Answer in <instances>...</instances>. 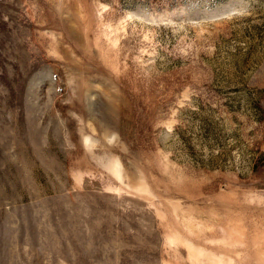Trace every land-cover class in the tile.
<instances>
[{
	"label": "rangeland",
	"instance_id": "374dc122",
	"mask_svg": "<svg viewBox=\"0 0 264 264\" xmlns=\"http://www.w3.org/2000/svg\"><path fill=\"white\" fill-rule=\"evenodd\" d=\"M0 264H264V0H0Z\"/></svg>",
	"mask_w": 264,
	"mask_h": 264
}]
</instances>
